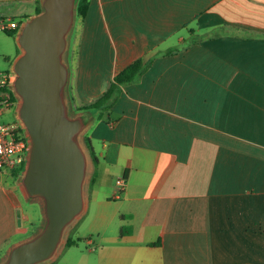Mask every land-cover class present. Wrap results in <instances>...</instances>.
Masks as SVG:
<instances>
[{
    "label": "crops",
    "instance_id": "crops-1",
    "mask_svg": "<svg viewBox=\"0 0 264 264\" xmlns=\"http://www.w3.org/2000/svg\"><path fill=\"white\" fill-rule=\"evenodd\" d=\"M38 6L0 0V20ZM138 59L150 67L86 134L98 210L66 264H264V0H91L70 47L76 110ZM12 210L1 187L0 256L28 232Z\"/></svg>",
    "mask_w": 264,
    "mask_h": 264
},
{
    "label": "water",
    "instance_id": "water-1",
    "mask_svg": "<svg viewBox=\"0 0 264 264\" xmlns=\"http://www.w3.org/2000/svg\"><path fill=\"white\" fill-rule=\"evenodd\" d=\"M78 3L40 0V11L15 35L19 53L10 65L9 87L27 143L16 182L24 200L38 205L41 221L33 233L11 243L0 264L54 263L88 208L94 161L85 137L96 117L76 110L70 93Z\"/></svg>",
    "mask_w": 264,
    "mask_h": 264
},
{
    "label": "rangeland",
    "instance_id": "rangeland-1",
    "mask_svg": "<svg viewBox=\"0 0 264 264\" xmlns=\"http://www.w3.org/2000/svg\"><path fill=\"white\" fill-rule=\"evenodd\" d=\"M17 49V45L15 43V40L13 38H8L3 32H0V54H9L14 56ZM10 68L9 63H5L3 61L2 56H0V71H5ZM1 72V74L3 73ZM15 119V109L11 108L1 113L0 116V123L2 124H9L14 122ZM10 170L4 169L0 174V189L1 187H4L5 189L11 188V203H12V212L15 213L20 211V222L23 225V228H28L27 231L34 228L32 227V224H38L37 227L31 232L33 233L39 226L41 221V213L39 210V207L37 204H30L26 202L20 192V188L17 185L16 178L13 176V174L10 176ZM10 177V178H9ZM110 203L107 204L109 207L110 212H116L118 211L120 207L119 205V199L111 198ZM98 210V206L96 205L95 201L92 200L89 204V209L87 211V214L80 220V222L77 224L75 229L71 233V238L78 239L81 238L82 240L78 242L80 245V248L82 250H86L88 246L86 245L85 241V233L87 229V225L90 223L94 212ZM17 218V213H16ZM120 217L116 216L113 225L116 224V222L120 223ZM26 232V231H25ZM19 240V239H18ZM74 253H76V250L66 248L63 253L60 255V257L54 261V264H66L71 259L74 258ZM72 257V258H71Z\"/></svg>",
    "mask_w": 264,
    "mask_h": 264
},
{
    "label": "trees",
    "instance_id": "trees-1",
    "mask_svg": "<svg viewBox=\"0 0 264 264\" xmlns=\"http://www.w3.org/2000/svg\"><path fill=\"white\" fill-rule=\"evenodd\" d=\"M91 0H79L78 6H77V20H83L86 16L87 9L90 5ZM40 11V6L37 8V12ZM20 25V24H19ZM17 29L11 30V31H5L8 35L15 38ZM17 53H19V49L17 48ZM12 60H9V65L11 64ZM150 67V62L146 61L144 59H138L134 61L132 64H130L127 68L122 70L120 73H118L115 77L113 82L111 83L110 87L106 92H104L98 99H96L94 102L85 105L83 107L78 108V111H89L94 113L97 120H103L106 123L110 122V112L112 109V106L115 104L117 98L120 95L121 88L127 85H131L134 83H137L144 72ZM3 74L9 76L10 72L9 69L5 70ZM5 93L10 97V100L15 104L16 99L10 89L9 86H6L3 89H0V99L1 94ZM15 108V105L14 107ZM23 133V131H21ZM24 138V136H23ZM25 139V138H24ZM86 144L90 150V153L92 155L93 161L95 165L97 164L98 160L97 157L93 153L91 140L88 136L85 137ZM25 165V162L23 163L22 167L16 171H13L12 174L16 178L21 171L23 170ZM128 170L125 172L124 177L127 178ZM96 173L94 172V177ZM38 224L33 223L32 229H30L24 236H28L31 234V232L37 227ZM32 230V231H31ZM123 233V229L121 231ZM23 236V237H24ZM81 241V239H72L69 238L66 244V247H72L76 246L78 242Z\"/></svg>",
    "mask_w": 264,
    "mask_h": 264
},
{
    "label": "built area",
    "instance_id": "built-area-1",
    "mask_svg": "<svg viewBox=\"0 0 264 264\" xmlns=\"http://www.w3.org/2000/svg\"><path fill=\"white\" fill-rule=\"evenodd\" d=\"M19 28V24L11 20H0V32L11 31ZM9 76L0 73V89L9 86ZM16 105L10 97L2 93L0 99V111L11 109ZM22 129L17 121L9 124L0 123V173L4 169L10 172L20 169L25 162L27 153V143L21 133ZM126 185V179L119 177L116 180V198L120 196Z\"/></svg>",
    "mask_w": 264,
    "mask_h": 264
}]
</instances>
